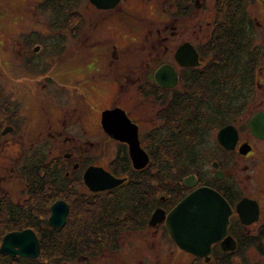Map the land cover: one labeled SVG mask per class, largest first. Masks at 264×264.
<instances>
[{"label":"flooded vegetation","instance_id":"flooded-vegetation-1","mask_svg":"<svg viewBox=\"0 0 264 264\" xmlns=\"http://www.w3.org/2000/svg\"><path fill=\"white\" fill-rule=\"evenodd\" d=\"M84 1L90 10L87 15L105 16L91 32L87 27H46L53 34L52 45L33 44L35 31L20 30L17 38L9 36L14 46L6 50L2 63L7 70L14 66L18 72L33 73L32 79H26L31 83L23 87L34 90L36 104L25 108L14 102L6 87L0 90V198L12 205H30L29 190L36 183L40 186L37 189L45 187L44 196L48 190L55 197L52 205L60 201L68 204V217L76 201L85 202L91 246L86 256L79 255L81 259H103V264H151L146 255L152 254L147 251L158 248L163 255L167 249L171 254L177 251L189 257L190 263L186 264H264V252L253 246L254 242L264 244V189L253 185L254 169L264 161V138L254 135L250 127L254 115L264 114V80L257 77L255 94L249 92L238 101L231 86L223 100L219 93L212 96L204 92L211 81L209 73L220 64L214 58L220 57L217 0H119L110 9L80 0L65 15H82L80 6ZM212 1L216 8H211ZM249 16L255 31H260L264 24L256 23L250 13ZM87 21L88 26H93L90 19ZM113 25L131 35L145 26L143 48L136 50L129 44L120 47L114 37H107L111 43H90L93 34L109 33ZM37 32L40 41L41 31ZM107 45L111 55L109 60L106 55L102 73L98 78L88 75L87 82L76 91L77 83H82L76 77L72 80L76 64L92 73L100 64L98 50ZM134 48L146 55L139 62L141 69L135 68L140 65L138 61L134 65L120 63L125 53H132ZM77 51L83 54L81 61L66 62ZM42 54L56 57L57 64L50 67L49 60H42ZM162 67L168 72L166 88L155 80ZM260 74L264 77V66ZM61 81L63 86L57 83ZM110 87L115 90L114 96L102 108L93 96ZM88 100L94 108H90ZM113 110L123 111L137 128L140 147L148 156L145 167L136 168L130 145L106 132L103 113ZM226 127L237 131L231 149L219 141V133ZM206 140L213 142L212 150H205ZM113 143L117 151L110 158ZM184 147L194 148L189 150L190 157L183 154ZM215 152L220 156H214ZM207 159H211L209 163ZM164 163L167 166L163 168ZM90 168H101L123 183L93 191L84 179ZM31 175H37L33 184ZM200 188L219 193L231 209L226 237L232 243L224 250L221 242L225 237L211 246L206 257L180 249L167 227L175 207ZM246 199L258 204L257 214L251 209L241 216L237 207ZM157 257L154 264H165L164 257Z\"/></svg>","mask_w":264,"mask_h":264},{"label":"trees","instance_id":"trees-1","mask_svg":"<svg viewBox=\"0 0 264 264\" xmlns=\"http://www.w3.org/2000/svg\"><path fill=\"white\" fill-rule=\"evenodd\" d=\"M79 2L80 0H44L42 7L49 8L51 13L57 15L53 23L48 24V27L51 29L54 27L64 28L73 16L77 20L82 19V15L77 14L62 15L63 19L59 15L63 11L65 13L72 12ZM255 3L256 0H217L220 14L217 49L220 57L217 58L214 55V58L220 61V64L219 67L216 64L209 73L211 81L208 83V89L204 90L206 95L209 93L214 96L219 93L220 99L223 100V94L230 91V86L234 88L233 92L236 94L237 101L241 97L245 98L249 92L255 94L260 56L253 48L255 24L249 16V7ZM73 25L75 24L72 23L69 26L74 28ZM211 54L214 53L211 52ZM184 148L185 153L183 154L190 157L189 150H194V148ZM161 166L164 168L167 164L164 163ZM34 178H37V175H31L30 182L32 184ZM37 187L40 186L35 183L29 190L31 193L30 205L25 204L23 207L12 205L0 198V243L9 232L33 229L40 241V256L37 259H31L10 257L0 253V264H63L76 260L81 252L87 251L91 246L89 211L86 210L83 213V209H78L80 213L78 211L79 214L74 217L73 222H71L72 218L68 217V222L63 228H52L47 224L48 214L44 216L39 209L40 204L45 202V196L42 194L45 187L42 190ZM80 214H84V216H79ZM64 229L66 230L64 231ZM253 246L264 252V244L254 242Z\"/></svg>","mask_w":264,"mask_h":264},{"label":"rangeland","instance_id":"rangeland-1","mask_svg":"<svg viewBox=\"0 0 264 264\" xmlns=\"http://www.w3.org/2000/svg\"><path fill=\"white\" fill-rule=\"evenodd\" d=\"M43 2H44V0H0V90H5L4 87H6L8 92H9V95H12V99L14 100V102L22 103L25 108H33V107H35V104H36V103L34 104V97H33L34 90H32L30 87H26V88L23 87L25 83H31L29 80H26V79H32L31 76L33 73L31 71L18 72L14 66H12L14 68L9 66L10 70L9 69L7 70L6 66L2 63V59L5 60L6 50L9 51L10 48H12L14 46L13 43L9 42V40H8L10 38L9 36H15L16 35L15 38H17V34H19L18 32L20 30H24V31L26 30L25 32L35 31L36 36H34L35 42H33V44L43 42V44L52 45L53 34L48 32L45 29H46V27H48V24L53 23V21L55 20L57 15L51 13L49 8L44 9L42 7ZM211 3H212V5L210 4L211 8H214V6L216 8V3L213 1ZM86 6H87L86 2L82 3L80 6V12L82 13V19L77 20V18L73 16V18L71 19L70 22H68L67 24L65 23L66 26H68V27H66L64 25L65 26L64 28H72V26H69V25L74 23L76 25V26L73 25L75 28L81 29V28L87 27L90 29L89 32H91V30L93 31L95 28L94 24L103 20V18L105 16L104 15H98V14L87 15L90 10L85 8ZM92 12H94V11H92ZM249 13L253 16L256 23L258 21H260V23L264 24V0H256V3L252 4L249 7ZM59 14H61L60 17H61V19H63L62 15H65V11H63L62 13H59ZM149 14H147L146 16L153 18V19L159 18V15H149ZM134 16L138 17L139 15H134ZM87 18L91 20L93 26H91V27L88 26ZM113 18L116 19L115 16H113ZM140 23H142L141 20H140ZM142 24H145V23L143 22ZM113 26L111 28L112 31L109 33H103L104 35L103 34L100 35L97 33L95 35L93 34L94 37H93V40L90 41V43H93V45H99V44L103 45L106 43H111V39H108L107 37H114L117 40V43H118V45H120V47H124L127 44H129V46H134L136 48V50L143 48V42L145 41V39L147 37V35L144 33V32H147L145 30L146 29L145 26H142L143 30H137L138 32H135L133 35L129 34L126 29H122V27H120V26H119V28L115 25H113ZM116 28H117V30H116ZM54 29H57V27H54ZM39 30L41 31L40 41L37 39L38 38V36H37L38 32L37 31H39ZM95 31H97V30H95ZM254 34H255V36H254V40H253L254 41L253 42V48L256 49V51L259 53V56H260V64H259V70H258L257 76L259 78H262V80H264L263 75L260 74V72L263 70V66H264V25L262 26V29L260 31L254 30ZM134 39H136L135 41H137V42L134 43ZM81 42L79 39L78 44H81ZM110 46L107 45V47H104V49L98 50V53H100V55H101L100 56V64H99V67L96 66L93 69L94 71L92 73H89L88 71H86L87 70L86 68H83L82 66H78L76 64V71H75L76 73L73 74L72 80H74L75 77L78 78L80 81L82 80V83H80V84H79V82L77 83L76 91L80 88V86H82V84H85L87 82L88 79L87 80H85V79L88 78V75H90L91 78H98L99 74L102 73L103 69L101 66L104 65V59L106 61V55L109 54V52H111ZM78 48H80V45H78ZM135 48H134L132 53H125V55L123 56V59H121L120 63L124 62L126 65H128V64L134 65L135 62L138 61V63H139L140 60L145 59L146 55H143V52H139V53L136 52ZM106 49H107V51H106ZM126 50H128V49H126ZM72 51H74V50H72ZM51 54L53 55V54H55V52L53 51V53L51 52ZM72 55H73V58L71 57V58H67V60L65 59L66 62H68V59H70L74 62L75 61L80 62L83 54L81 52L79 53L77 51V53L75 52ZM110 55L111 54L108 55L109 56L108 60L110 59ZM41 58H42V60H46V59L49 60L48 62H49L50 67L51 66L54 67L57 64V62H55L56 57H54V56L51 57L49 55L42 54ZM134 58H135V60H134ZM135 68L141 69L142 65L140 64L139 66H136ZM37 72L41 73L40 70H38ZM57 83L63 86V81L57 82ZM114 88L116 90L115 86H114ZM114 88L110 87L108 89V91H106V92L104 91L102 94L93 96V97L98 99L102 108L107 107L111 103V100H112L114 93H115ZM90 105H91V103L89 101V106ZM91 107L92 106H90V108ZM92 108H94V107H92ZM95 115L93 116V119H94ZM95 133L97 135H100V130L96 129ZM95 137L96 136H94V138ZM102 140H103V142H109V140H106V139H102ZM112 146L113 147L110 148L111 154L109 153L110 158L114 157L115 153L117 151V150H115L116 147L114 146V143L112 144ZM209 147H210V149H209ZM214 147L215 146H213V142L211 143L210 141H207V140L204 142L205 150L206 149L212 150V148H214ZM94 150H96V148L93 149V152H95ZM220 154L221 153H219V152L213 153L214 156H220ZM210 160L211 159H207L206 162L209 163ZM0 162H2L1 158H0ZM253 175H254L253 176V185L257 186V189H260V188L264 189V186H263V184H264V161H261L260 164L255 167ZM51 195H50L49 191L46 190V193H45L46 202H44L43 206H41L39 208L41 210L42 214L44 216L48 214V217L50 216V213H51L50 207H51V205L55 199V197L51 196ZM77 203L78 202L76 201L75 205H74L75 207H72L70 215H69V218H72L71 222H73V220L75 219L74 217H76L80 213V211L78 209H80V210L83 209L82 210L83 213L86 210H89L87 208L85 202H81L79 204H77ZM93 207H97V206L93 205ZM78 211H79V213H78ZM82 215L84 216V214H80L79 216H82ZM65 230L66 229H64V231ZM164 249H165V247L163 248V252H164ZM149 251H147V253L152 254V255H146V260H148L151 264H154L155 262L157 263V261H158L157 255L158 254H159L160 258L164 257V259H166L165 264H186V263H190L189 257L179 255L177 251H176V253L174 252V254H171L170 250L166 249L164 255H163L162 251L158 252V248H156L154 252H152V251L149 252ZM87 253H88V250L87 251L85 250V251L81 252V255L86 256ZM169 257H171V258H169ZM103 262H104L103 259L97 260V259H93V257H92L91 259L77 258L76 260L64 262L63 264H103ZM136 263H137V261H136ZM136 263L133 262L132 264H136Z\"/></svg>","mask_w":264,"mask_h":264},{"label":"water","instance_id":"water-1","mask_svg":"<svg viewBox=\"0 0 264 264\" xmlns=\"http://www.w3.org/2000/svg\"><path fill=\"white\" fill-rule=\"evenodd\" d=\"M100 9H110L116 6L119 0H90ZM166 67L160 68L155 74L157 84L166 88L168 86ZM103 124L106 132L117 140L130 145V156L136 168L141 169L148 163V156L140 147L137 128L133 127L130 120L121 110L106 111L103 113ZM251 131L259 138H264V114L253 116L250 122ZM237 131L235 128L226 127L219 133V141L227 149L235 146ZM216 167V165H215ZM86 184L93 191H102L119 186L123 180L117 179L105 170L90 168L84 175ZM241 216L243 211L254 209L259 212L255 201L244 200L237 207ZM69 206L65 202H56L51 207L48 218L50 227L59 229L66 225ZM231 209L225 199L210 188H200L180 202L169 215L167 227L177 246L197 257H206L211 246L221 242L228 232ZM255 219L257 218L254 217ZM244 220V218L242 217ZM232 243L230 237L221 242L224 250L226 245ZM234 243V242H233ZM233 245V244H232ZM0 252L10 256H22L37 259L40 256L41 245L33 229L14 231L3 238Z\"/></svg>","mask_w":264,"mask_h":264}]
</instances>
